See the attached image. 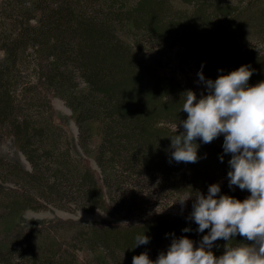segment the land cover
<instances>
[{
    "label": "trees",
    "instance_id": "trees-1",
    "mask_svg": "<svg viewBox=\"0 0 264 264\" xmlns=\"http://www.w3.org/2000/svg\"><path fill=\"white\" fill-rule=\"evenodd\" d=\"M87 1L0 3V144L12 137L31 164V170H26L0 156V170L9 169L8 174L14 176L8 180L20 184L10 189L0 183V258L5 264L15 258L25 264H68L59 240L51 239L46 231L67 222L56 220L30 228L18 223L23 210L47 207L39 199L59 205L69 200L68 189L76 184L84 201L105 209L107 178L111 177L108 167H131L135 171L149 169L155 157L160 158L162 167L175 161L171 157L173 135L163 134L156 125L170 122L181 112L184 92L180 82L167 79L144 52L138 38L140 30L147 31L152 40L171 45L176 37L183 39L196 61L217 79L247 62L236 49L228 48V40L264 29L262 0H254L246 12L233 17H226L225 9L216 6L220 23L214 29L210 28L205 8V3L212 5L213 0H200L192 14L181 17L171 16L168 0H134L124 25L114 13L127 0H95L99 10L96 5L84 8L83 2ZM54 98L63 100L72 111L79 132L78 145L95 160L99 172L83 158L81 169L69 164V149L73 150L70 144L63 152L56 147L55 134L64 129L55 120ZM22 99L32 105L41 104L38 107L43 108L47 118L36 120L32 110L18 109ZM40 153L51 157L52 176L44 177L45 172L36 164L35 157ZM68 223L79 225L80 240L90 247L102 246L116 264H132L133 256L138 255L137 251L144 253V247L164 240L171 243L198 229L194 220L181 216L131 225ZM185 228L190 231L184 232ZM138 235L147 236L149 242L133 248ZM233 239L246 240L238 234ZM117 250L126 253L123 262L117 261ZM97 258L103 262L102 256Z\"/></svg>",
    "mask_w": 264,
    "mask_h": 264
},
{
    "label": "rangeland",
    "instance_id": "rangeland-1",
    "mask_svg": "<svg viewBox=\"0 0 264 264\" xmlns=\"http://www.w3.org/2000/svg\"><path fill=\"white\" fill-rule=\"evenodd\" d=\"M199 1L168 0L171 16L181 17L192 14L197 8L196 5ZM262 1L264 2V0ZM133 2L134 0H127L114 13L115 16H118L116 19L119 20L120 24L124 25L128 22V15L131 12L130 7L133 6ZM253 2L254 0H220V2L213 0L212 5L205 3L206 13L210 17L209 25L211 27L209 25L208 27L214 29L220 23L215 13L216 6H219L217 8L225 9L224 15L226 17H233L241 11L246 12L249 8L248 6ZM83 3L86 4H84V8H91L90 5L92 7L96 5L97 7V1L95 0H88V4L86 2ZM260 4L262 5L263 3ZM263 8L264 5L262 6ZM97 9L99 10V7ZM97 9L95 8L96 12ZM138 38L141 46L145 49L144 52L158 66L159 71L166 73L167 79L176 83L180 82L182 92H186L187 90L193 91L196 94L197 100L201 98L202 94H208L206 85L200 81L198 73L202 71L205 81L209 79L215 81V78L207 72L204 68L205 66L196 61V55H194L191 48L186 45L183 39L176 37L172 43L173 45H171L169 42L152 40L148 32L144 30L138 32ZM227 46L229 49H236L238 54L246 58L247 62H245V65L253 72L248 81L249 87L264 81V72L260 71L261 66H264V29L260 28L258 32H246L242 36L231 37L227 42ZM1 56L2 54L0 53ZM34 104L32 105V103L30 104L22 99L17 105L18 109L32 110V113L37 117L36 120H45L47 115L43 113V108L38 107L41 104ZM52 105L55 120L64 129L62 133L55 134L56 147H59L60 151L63 152L69 149L70 144L73 150L69 149L72 156L69 164L80 166L81 169L83 163L80 158H83L86 162L88 161V165L93 170H98L95 160L89 157L78 145L79 132L75 121L72 119V111L60 98H54ZM186 119L187 113L181 111L170 122L162 120L163 122L158 123L156 127L165 135L167 133L174 135L175 126L178 121ZM183 131V126L177 124L176 134ZM223 142V134L208 144H204L201 138H197L195 143L199 145L198 148L200 150L199 152L197 151L199 159L195 163L171 161V163L167 164V168L160 166V158L155 157V162L149 169L139 168L131 171V167H123L122 170L108 167L107 172L111 174V177L107 178L108 199L106 198L107 204L105 209H96L84 201L78 194V188L75 184L74 187L68 189L69 200L62 201L59 205H56L50 204L44 199H39L38 201L46 204L47 207L35 210H23L18 217V223L24 228H30L39 227L56 220L67 222L66 224L52 226L50 227L51 229L46 230L50 233L51 239L57 238L59 240L61 252H65L63 256L67 258L66 263L116 264L114 258L111 257L105 248H102V246L90 247L85 241L80 240L81 234L79 229L82 228L79 225L75 226L68 222L79 221L84 224L111 222L131 225L143 221H153L157 218L162 219L163 216H181V218L189 219L193 211L192 205L195 196L198 195V192L206 196L208 187L211 184L220 185L221 192L218 196L228 195L243 201L250 196V192L248 190H241L238 186L229 188L227 173L230 170L228 161L231 159V154L224 153ZM212 154H216L215 156L219 155V157L215 159ZM222 155L224 157L223 162L220 160ZM0 156L26 170H31V164L26 155L17 148L12 137L4 138L1 142ZM35 158L36 164H39V169L41 168L45 172L44 177L52 176L54 173V163L51 157L40 153ZM191 165L198 167L195 169ZM8 170L6 168L0 170V183L4 187L16 189L20 184L14 180H8V177L13 175L8 174ZM113 175H117V179H114ZM189 195L192 198L188 199L184 205H181L178 200L187 198ZM1 200L3 199L1 198ZM123 228L125 227H115L114 230H123ZM204 235H207L206 232L200 233L196 229L194 234L186 237L193 241L194 248H196L199 247ZM182 236L185 235L176 238ZM220 240L214 241L213 247L210 249L217 258L224 254L226 246L236 247L240 244L252 243L247 240ZM170 244L166 240L151 244V246L143 248L144 253H147L149 259L155 261L161 252H167ZM114 253L117 256V261L121 262L127 256L123 251L117 250ZM137 254L139 255L140 253L137 251ZM97 256H102L104 258L103 262ZM0 264H5L1 258ZM11 264L25 263L15 258L11 261Z\"/></svg>",
    "mask_w": 264,
    "mask_h": 264
},
{
    "label": "clouds",
    "instance_id": "clouds-1",
    "mask_svg": "<svg viewBox=\"0 0 264 264\" xmlns=\"http://www.w3.org/2000/svg\"><path fill=\"white\" fill-rule=\"evenodd\" d=\"M252 74L246 65L215 81H205L202 71L198 73L208 94H202L199 100L191 90L182 94L181 111L187 113V119L177 124L184 131L176 134V124L170 137L172 159L195 163L199 159L196 139L208 144L223 134V151L231 154L228 186L248 190L250 196L243 201L218 196L220 185H209L206 196L199 192L195 196L189 217L198 225V232L210 229L199 247L194 248L193 241L182 236L173 239L167 252H161L155 261L141 253L133 256L132 264H264V81L249 87ZM223 159L222 155L221 162ZM190 198L178 201L184 205ZM237 234L252 243L226 246L218 258L210 250L214 241H230ZM148 242L147 236L138 235L133 248Z\"/></svg>",
    "mask_w": 264,
    "mask_h": 264
}]
</instances>
